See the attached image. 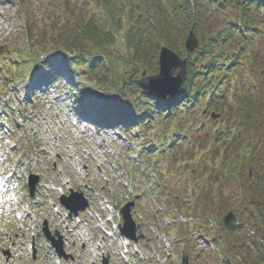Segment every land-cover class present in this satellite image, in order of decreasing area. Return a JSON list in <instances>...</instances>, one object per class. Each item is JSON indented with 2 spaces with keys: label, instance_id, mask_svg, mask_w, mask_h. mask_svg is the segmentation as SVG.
<instances>
[{
  "label": "rangeland",
  "instance_id": "1",
  "mask_svg": "<svg viewBox=\"0 0 264 264\" xmlns=\"http://www.w3.org/2000/svg\"><path fill=\"white\" fill-rule=\"evenodd\" d=\"M66 2L67 0H63V3L53 5L46 3L45 0H14L13 2L0 0V81H12L11 84L6 85L9 88L8 95L18 96L13 101L15 107L6 106L3 110L7 111L5 115L9 114V122L14 126V138L17 135H22L20 127L22 123L29 129L28 138L31 141L30 144L20 145V149L27 147L32 152L31 159H25L24 163L20 165V169H22L20 175L24 177L23 182L26 180L25 176L39 173L42 184L48 187L50 184H55L60 187L64 186L62 179L64 177L69 179L70 188L82 190L92 201L93 210H99L102 208V203L108 200L119 211L122 205L139 195V198L135 199L133 214L136 220L141 223V231L146 234V238L141 242V253L131 255V264H183V255L189 257L190 264H204L209 259V252L218 253L214 264H227V261L232 264H236V262L241 264L246 260V250L252 251L253 257L258 255L256 242L260 236L258 231L260 226L255 224L258 209L250 203H246L251 195L247 192L249 185L244 179L248 176L254 177L253 180H255V178L264 176V155H261V153L264 154V129L260 130V134L252 143L254 154H256L252 163L247 164L246 168H243L244 170L242 167L231 170L223 163V169L227 174L224 176L222 172L219 173L222 168H218V165L215 164L225 156L223 144L225 139L231 141L233 132L227 129L228 136L224 140H220L215 135L214 128H220L221 124L226 122V117L215 123L212 122L213 124L207 120L205 125L210 128L207 130V126L202 127L200 133L193 135L195 144L183 141L184 150L182 151L185 154L182 157L178 146L169 148V150H162L161 146L159 148L154 146L150 156L145 157V152L150 150L149 146L144 143L145 136L129 135V133L132 129H140L143 133L145 131L151 134L157 124L146 123L147 118H140L135 113L130 114L134 119H128L124 115L111 111H116L113 106L111 109L105 108L104 102L108 98L116 97V87L112 80H120L119 82L125 80L122 87L125 94H129L135 100L141 97L144 91L140 89L135 80L143 77V71L146 75H151L158 70L160 51L157 52L155 60L147 64L142 63L139 67L118 60L114 63L113 70L107 72V75H104L103 70L98 67L90 70L86 78L75 76L71 79V83L65 81L70 91L61 88L60 95L53 94L52 89L45 83L31 84L32 80L38 79L34 73L39 65L28 57L31 56L35 60L38 57V61L41 63L43 62L42 54L60 49V47H54L49 40L50 33H52L48 28L52 22L49 18V11L61 12L65 10ZM71 2H73L71 3L73 8H78L79 3L76 0ZM24 62L27 63L21 66ZM106 63L107 67L110 66V63L107 61ZM255 71L250 70L254 75ZM21 73H23L25 90L18 94L12 92L11 89L15 86V80L21 77ZM130 77L134 80L133 82H129ZM262 79H264L262 73L255 77L256 85L262 90L261 97L264 98ZM83 81H87V84H84ZM36 84L41 86L34 87ZM233 93L234 90L231 91V95ZM77 95H82L86 100L92 98L94 100L93 107L101 109L103 115L113 112L111 119L115 121L120 116L119 120L122 121L113 125L95 123L94 121L90 123L89 121L90 127L87 126L85 132L79 131L71 125V120L75 119L74 115L78 114L76 109L80 108L76 100ZM21 100H24L28 107L35 105L36 110L21 114L19 109L24 107V104L20 103ZM26 116L30 118L25 119ZM208 116L213 121L210 115ZM200 117L201 112L198 110L194 121L200 122ZM85 122L87 124L88 121ZM140 124L146 127L142 128ZM158 124L160 127L165 125L163 120H160ZM82 125L84 126V124ZM98 125H101L105 131L101 130L97 133L95 128ZM168 127L169 131L177 129L176 119H173ZM69 132L78 140L84 141L83 148L88 147L90 140V137L85 134L86 132L95 134L97 137L101 134H115L117 141L120 142H122L120 135L122 133L124 137H128L132 141V146L120 148L111 159L109 157L86 159L85 156H80V160L84 161L88 168V179L85 183V170L83 169L79 174L75 168L78 163L73 158L81 151V147L75 144L69 147ZM2 148L0 147V153H3V156L0 157V165L2 163V172H5L8 170L10 162L8 159H4L5 152ZM143 149L146 151L143 152ZM159 151H165L163 157L158 154ZM13 153L16 156L20 154L19 151L17 154ZM205 161L210 163L208 169L205 168ZM101 162L103 168H100L99 172L98 165ZM117 171L119 177L117 180H113V173ZM213 180H216V183ZM7 188L9 190L10 186ZM44 188L40 187L37 195L38 199L42 198L44 203L34 204L36 214L41 217L51 214L48 204L51 201L50 198L56 196L53 192L46 193ZM129 189H131V193H129ZM202 189L204 190L201 191ZM5 194L3 190H0V201H2L0 202V215H3L7 220L0 227L7 232V236L2 238L0 235V241L3 247L11 250V254L7 255L6 264H18V261L20 264L24 260L26 264H32L26 254H23L24 246L19 244V241L23 239L17 237V229L13 224L11 213L6 201L2 200ZM228 211H233L235 214L236 225L232 230L226 229L223 223V218ZM115 218L118 220V216L115 215ZM212 222H215L216 225L214 230L205 228V224ZM52 224L60 228L57 221H52ZM201 229H208L209 236L206 237ZM60 231L63 232L61 228ZM94 234L96 235V233ZM216 234H218V240L215 239ZM66 238L68 239L66 251L73 253L76 258V261L71 264H91L93 260L97 264L101 263L100 258L91 255L95 254V251L90 254L88 250H80L81 244L77 234H67ZM35 240L38 242L37 246L42 254V260L48 264L52 260L53 252L46 247L42 233L38 234ZM96 240L99 239L96 238ZM235 240H237L240 251L234 250L232 254L235 253V255L232 256L227 250L232 249L230 245L234 244L232 241ZM23 241L25 242V240ZM260 242L263 243V240ZM118 246V244L111 245L116 248H111L110 245L106 246V252L111 254L113 264H123L116 254L119 251ZM201 246L204 249L203 256H200ZM220 246L225 247V251L221 250ZM107 254L105 253V255ZM169 254L172 257L171 260L168 259ZM227 256L230 258L228 259ZM253 261L254 259L247 260L248 263ZM38 264L40 263L38 262Z\"/></svg>",
  "mask_w": 264,
  "mask_h": 264
},
{
  "label": "trees",
  "instance_id": "2",
  "mask_svg": "<svg viewBox=\"0 0 264 264\" xmlns=\"http://www.w3.org/2000/svg\"><path fill=\"white\" fill-rule=\"evenodd\" d=\"M77 1L78 8L66 2L65 10L49 11V40L60 47L61 56L70 66L86 63L91 70L100 67L104 75L118 60L136 67L151 62L164 45L185 56V39L194 30L200 46L189 55L187 79L180 92L160 103L143 93L133 110L153 124L163 120V130L150 135L148 143H162L166 149L178 146L181 157L185 154L184 142L195 144L193 135L202 127L209 130L207 120L215 123L226 117L220 128H214L220 140L228 136L227 129L233 132L231 141L225 139L223 144L225 156L215 164L222 168L219 173L226 174L223 163L231 170H244L252 163L256 156L252 143L264 129V98L255 80L264 74V0ZM250 70H256L255 75ZM119 81L115 84L120 85ZM261 82L264 84V79ZM122 102L129 105L125 99ZM198 110L201 117L196 123ZM213 111L221 114L220 119L208 118ZM173 119L177 129L169 131ZM205 164L208 169L210 163ZM244 180L251 195L246 203L259 211L260 220L257 217L255 224L260 226V236L256 242L258 255L253 257V252L246 250V260L241 264H264V176L256 180L247 176ZM232 242V249L227 251L234 256L232 252L240 251V247L237 240ZM248 259L254 261L248 263Z\"/></svg>",
  "mask_w": 264,
  "mask_h": 264
},
{
  "label": "snow or ice",
  "instance_id": "3",
  "mask_svg": "<svg viewBox=\"0 0 264 264\" xmlns=\"http://www.w3.org/2000/svg\"><path fill=\"white\" fill-rule=\"evenodd\" d=\"M46 3H52L53 5H58L60 3H63V0H45ZM167 47V45H165ZM55 51V50H53ZM86 51V49H85ZM46 57V58H43ZM28 59H32L31 56L28 57ZM43 62L39 65V67L36 68L34 76H36L40 81L45 83L48 87L52 89L53 94L60 95V89L64 88L66 91H70L67 88V83H71L72 76L75 75L76 77H81L88 75V68L86 63L77 62L76 64H71L67 61L64 57L60 56L59 54L52 55L50 53H44L42 54ZM171 58L168 55H162L159 59L158 64V70L153 72L154 79L148 80L143 84V87L146 89V94L149 96H152L153 99L157 100V103L163 102L165 100V97L170 94L174 88L179 84V81L175 80L173 71L171 70ZM75 70V71H74ZM89 79L91 77L89 76ZM12 81L10 80H3L0 81V114L2 113V110L6 106H13V101L18 98V96H9V88L6 85L11 84ZM84 84H87V81H83ZM12 92L14 93H21L25 90V82L23 78V73H21V77L19 79L15 80V86L12 87ZM20 103L24 104L23 108H20L19 111L21 114H24L25 112L31 113L34 112L35 105L32 107H28L27 103L24 100H21ZM121 115H127L124 113H121ZM30 117L26 116L25 119H29ZM128 119H134L130 115H127ZM15 123V121H14ZM73 127L77 128L79 131H84V129H81L79 125H76L75 121H72ZM20 127L22 128V135H17L15 137V147L13 148V151H19V155L15 157H11L14 166L17 168L18 171H22L20 169V165L24 163L25 159H31L32 152L30 148H24L20 149L21 144H30L31 141L28 138L29 129L24 127L23 124H20ZM0 128H4V123L0 121ZM154 133L161 132L162 129L157 124L155 128L152 130ZM4 132L8 134L9 137L13 135L10 127L4 128ZM87 136L90 137V140L88 141V147L83 148L84 141L78 140L76 137H73L71 135V132H69V147L71 145L75 144L78 147H81V151L75 155L73 158L77 161L79 167L84 168L85 170V176L84 181L87 182L88 176V168L84 161L80 160V156H85L86 159H99L101 157H109V159L113 158L115 153L120 150L122 147H131L132 141L128 139V137H124L121 133V139L122 142L117 141L115 134H108L104 135L101 134L99 137H97L95 134H92L90 132L85 133ZM133 134H139L143 135V132L140 129H132L129 133V135ZM2 135V134H0ZM63 142V141H62ZM5 145L12 147L13 140L7 139L4 140L3 144H0V147H4ZM3 156V153H0V157ZM4 159H9V157H4ZM19 163H16V162ZM6 167V166H5ZM99 168H103V163L101 162L100 165H98ZM115 167V166H114ZM11 177V179H9ZM119 177V172L113 173V180H117ZM122 180V177L120 178ZM19 180L20 183H17L15 181ZM10 184L13 189H17L18 192L23 184V177L22 175H16L11 170H7L6 174L0 178V190H3L4 193L8 192L7 185ZM65 188L70 189V184L68 182H65ZM63 191V190H61ZM129 193H131V189H129ZM69 195L73 198H75V194L71 191L69 192ZM139 198V197H137ZM3 201L6 200H19V205H23L24 203V195L22 192H19V196H3ZM2 202V201H0ZM116 208L113 206V214H115ZM16 215L19 216H25L30 215V208L28 207H20L19 211L16 213ZM109 221L112 220V217H108ZM23 225V221H21V226ZM205 228L209 229H215L216 225L215 222H212L210 224H205ZM113 227H115L113 225ZM204 255V249L203 246H201L200 256ZM218 253H212L209 252V259L204 262V264H214L216 260V256ZM7 259V253L0 251V264H6ZM168 259L171 260L172 257L169 254Z\"/></svg>",
  "mask_w": 264,
  "mask_h": 264
},
{
  "label": "water",
  "instance_id": "4",
  "mask_svg": "<svg viewBox=\"0 0 264 264\" xmlns=\"http://www.w3.org/2000/svg\"><path fill=\"white\" fill-rule=\"evenodd\" d=\"M186 49L188 52L194 51L195 49L198 48L199 46V40L195 34V32L192 30L190 31L187 40H186ZM162 55H168L171 58V70L173 71L174 74V79L179 81V84L174 88V90L168 94V95H175L179 90L181 89L182 85L184 84L186 80V74H187V59H182L176 52L171 50L168 47H163L160 52L159 59ZM145 75V73H143ZM154 75L152 76H147L142 79L137 80V83L144 89L143 84L148 81L154 79ZM167 95V96H168ZM218 114L212 113V117L216 118L218 117ZM37 181V178L33 181V186L34 183ZM75 198L70 197L67 199L66 204L67 206L71 207L72 210L77 213L79 209H84L87 207L88 203L86 199L83 198L82 194L80 193H74ZM133 205V203L127 204L124 208H122V212L124 214L125 218V223L124 227L122 229L123 233L127 236H129L132 239L137 240V237L135 235L136 232V225L135 222L132 219L131 213H130V208ZM234 213L230 211L226 216H225V223L226 226L229 229H232L234 227ZM185 263H187V259L184 260Z\"/></svg>",
  "mask_w": 264,
  "mask_h": 264
},
{
  "label": "bare ground",
  "instance_id": "5",
  "mask_svg": "<svg viewBox=\"0 0 264 264\" xmlns=\"http://www.w3.org/2000/svg\"><path fill=\"white\" fill-rule=\"evenodd\" d=\"M95 130H96L97 133L100 132L101 130L105 131V129H103L102 127H96Z\"/></svg>",
  "mask_w": 264,
  "mask_h": 264
}]
</instances>
